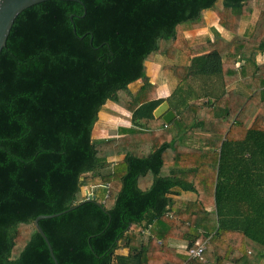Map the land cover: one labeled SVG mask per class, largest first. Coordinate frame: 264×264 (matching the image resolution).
<instances>
[{"label":"trees","instance_id":"16d2710c","mask_svg":"<svg viewBox=\"0 0 264 264\" xmlns=\"http://www.w3.org/2000/svg\"><path fill=\"white\" fill-rule=\"evenodd\" d=\"M256 1L47 0L17 16L0 53V264H55L34 221L78 202L40 220L59 264H264ZM206 10L219 26L188 34ZM165 100L175 118L146 124ZM110 102L132 121L114 135ZM200 237V257L167 245Z\"/></svg>","mask_w":264,"mask_h":264},{"label":"water","instance_id":"95a60500","mask_svg":"<svg viewBox=\"0 0 264 264\" xmlns=\"http://www.w3.org/2000/svg\"><path fill=\"white\" fill-rule=\"evenodd\" d=\"M43 1L47 0H0V53L7 44V39L17 16L26 8ZM154 115L156 118H161L165 123H170L175 118L176 113L172 108H170L169 102L165 100L154 110ZM90 199H96V196L91 194L90 198H88L87 200ZM81 203L82 202H78L74 206L61 212L53 214H41L37 216L34 221L37 231L47 243L50 254L54 259L55 264H59V262L54 254L52 244L40 224V220L59 216L74 209Z\"/></svg>","mask_w":264,"mask_h":264},{"label":"crops","instance_id":"0c3cea01","mask_svg":"<svg viewBox=\"0 0 264 264\" xmlns=\"http://www.w3.org/2000/svg\"><path fill=\"white\" fill-rule=\"evenodd\" d=\"M201 33V32H199ZM189 34V33H188ZM261 60L264 61V56L261 57ZM160 65V64H159ZM161 65H160V72L159 74H155L153 77H152V82L153 83H157L159 85V88H158V92H159V95L160 96H167L170 94V90H171V86L169 85L168 81H167V76H165L162 72H161ZM235 80V79H234ZM201 83L198 82L197 83V87H201ZM209 85H215L216 88H220L221 87V84L219 83H215L214 82H207V85H205V87H208ZM124 110V109H123ZM123 112H126L125 110ZM127 114V112H126ZM129 114V113H128ZM127 114V115H128ZM131 116V114H129ZM260 117L264 120V115H260ZM162 119L161 118H155L154 120H145V123L146 124H151L152 127H159L162 123ZM164 122V121H163ZM172 168H170L171 170ZM152 182V178H150L148 180V178L146 179V181L144 182V184H141L143 188H147L150 186ZM142 183V182H141ZM185 197V200L186 198L187 199H190V200H195L196 198V194L195 193H192V192H183L182 193V196L181 198L179 199L180 201H185L183 200L182 198ZM189 197V198H188ZM213 207H209L208 209L211 210ZM155 227V225H154ZM156 228V227H155ZM157 229V228H156ZM145 234L147 233H150V229H146L145 231ZM202 237H200L201 239ZM187 244H188V241L187 240H182V239H175V238H171L169 239L167 245L169 248L171 249H175L176 251H179V252H186V247H187ZM249 247V245H248ZM161 254H163L164 256H168L167 258H165L164 262L165 263H168L169 261L172 260L173 258V252H169L168 254H164L163 252H161ZM224 264H230L229 262H225Z\"/></svg>","mask_w":264,"mask_h":264},{"label":"rangeland","instance_id":"374dc122","mask_svg":"<svg viewBox=\"0 0 264 264\" xmlns=\"http://www.w3.org/2000/svg\"><path fill=\"white\" fill-rule=\"evenodd\" d=\"M261 6L264 7V2L256 1V7H261ZM204 14L206 15V17L208 18V21H209L208 27L189 31L188 32L189 34L194 35V34L199 33V32H202L204 34L205 32H210L211 31L210 30V25L219 26L218 18L215 16V14L213 12H211L210 10H206V12ZM159 72H160V65L157 64L151 69L150 73H151V75L153 77L155 74H159ZM123 111L124 110L121 107H119L118 105H116L114 103H111V102L103 107V109L101 111V116L103 117V119L105 121H103L104 123L102 122L103 123L102 125H104V126H106V128H108V134L109 135H114L117 132L116 127L118 125H113L112 123L119 124V123H123L124 122V123L130 124L132 122L131 121V116L128 113H127L128 114L127 115L126 112H123ZM133 148H135V147H133ZM144 149L147 150V151L151 150L149 145L146 146ZM148 176H149L148 180L150 178H152V182H153V175L150 174ZM145 181H146V179L141 181L142 182L141 184H144ZM152 182H151V184H152ZM254 258H258L257 254H255Z\"/></svg>","mask_w":264,"mask_h":264},{"label":"built area","instance_id":"2783aa9c","mask_svg":"<svg viewBox=\"0 0 264 264\" xmlns=\"http://www.w3.org/2000/svg\"><path fill=\"white\" fill-rule=\"evenodd\" d=\"M207 240H198L195 245L186 247L191 257H200L206 248Z\"/></svg>","mask_w":264,"mask_h":264}]
</instances>
